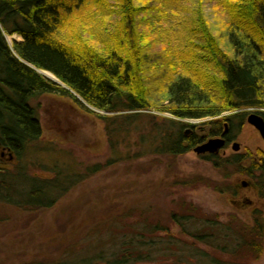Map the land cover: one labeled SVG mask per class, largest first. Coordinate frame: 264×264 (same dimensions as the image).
I'll use <instances>...</instances> for the list:
<instances>
[{
    "label": "trees",
    "instance_id": "obj_1",
    "mask_svg": "<svg viewBox=\"0 0 264 264\" xmlns=\"http://www.w3.org/2000/svg\"><path fill=\"white\" fill-rule=\"evenodd\" d=\"M207 1L224 25L228 46L205 14ZM5 32L23 40L10 46ZM154 46L159 48L156 53L151 52ZM23 61L52 72L67 88ZM53 93L102 111H133L122 117L124 129L135 124L142 111L155 107L168 113L173 118L155 120V153L185 155L216 136L225 121H244L248 112L243 110L264 108V0H0L2 204L49 208L71 185L70 174L33 177L27 166L15 164L13 170L1 164L6 160L2 148L20 163L28 146L40 140L42 125L31 101ZM257 114L264 117L263 112ZM101 117L109 120L110 147L117 159L114 131L122 127L120 117ZM194 119L206 120L207 134L186 133L187 127L196 126L183 121ZM203 158L216 161L214 155ZM256 168L264 177V168ZM260 182L264 188V180ZM151 208L133 205L97 219L88 233L99 238L93 247L100 251L84 258L87 263L189 264L186 256L205 264H258L263 254L261 217L252 226L234 219L224 222L183 199L167 211L170 225L164 227L154 223ZM171 225L178 233L171 232ZM111 244V250L103 248Z\"/></svg>",
    "mask_w": 264,
    "mask_h": 264
},
{
    "label": "rangeland",
    "instance_id": "obj_2",
    "mask_svg": "<svg viewBox=\"0 0 264 264\" xmlns=\"http://www.w3.org/2000/svg\"><path fill=\"white\" fill-rule=\"evenodd\" d=\"M203 9L216 36L224 46L227 45L224 25L212 14L208 1ZM5 35L11 46L15 41L23 40L18 34L10 35L5 32ZM158 49L154 46L151 52L156 53ZM41 75L48 81H53L44 74ZM31 104L37 109L42 136L38 142L28 146L23 161L16 163V166H27V174L33 177H53L58 172L61 177L70 174L68 184L71 185L63 194L56 195V201L49 208H20L12 203H0V264H88L84 258L100 251L94 249L96 244L93 245V240L99 244V238H91L88 233L93 228L91 225L97 219L121 213L133 205L152 206L151 218L155 224L159 223L164 227L170 225L167 211L170 212L183 199L193 202L207 214L217 215L221 221L229 222L234 219L252 226L247 215L252 204L244 203L242 206L245 207L237 212L232 198L223 190V187L235 186L236 180L240 182L246 179L239 174L236 162L216 168L193 149L179 157L155 153V145L159 140L153 132L156 129L155 120L158 117L173 118L168 113L153 107L152 110L142 111L144 114L138 116L137 122L129 123L124 129L122 117L133 114V111H102L86 104L82 106L59 93L39 95ZM91 110L96 111V114ZM243 111L248 112V116L251 113H264V108ZM235 113L227 112L220 118ZM101 116L111 119L120 117L118 120L122 127L117 128V132L114 131V138L118 143L117 159L110 147L107 130L109 120H104ZM204 121L206 120L196 119L183 122L194 124L196 133L205 135L210 127ZM234 133L235 141L242 147L240 152L246 148L264 149V140L247 120L241 131L236 130ZM143 137H146L144 142ZM118 140L122 142L119 143ZM232 145L231 143L227 147V158L234 157ZM2 161L4 168L15 169L12 159ZM97 165H101L97 172H88ZM196 177H202L203 180L192 182ZM182 180H189L190 183ZM255 183L262 187V182ZM261 191V200L253 196V193L250 199L262 205L263 211L259 217L264 220V190L260 189ZM170 227L172 233H178L176 225ZM87 243L90 244L88 247ZM76 245L79 247L74 252L67 253L69 247ZM103 248L111 250L113 246L105 245ZM184 259L189 264H205L202 260L195 261L198 260L195 258L185 256ZM257 263L264 264V250Z\"/></svg>",
    "mask_w": 264,
    "mask_h": 264
},
{
    "label": "flooded vegetation",
    "instance_id": "obj_3",
    "mask_svg": "<svg viewBox=\"0 0 264 264\" xmlns=\"http://www.w3.org/2000/svg\"><path fill=\"white\" fill-rule=\"evenodd\" d=\"M239 113H240V111L238 113L233 114V115H238ZM247 118H248V116H247ZM247 118H245L244 121H241V118H239V117L235 118L234 119V124L236 123L235 127H234V124L231 125L228 121H225L223 129L219 130L217 132V135L214 136V138H223L225 140L224 147L220 150L219 153H216V154L207 153V154H203L200 156L204 157L206 155H214L216 161L213 163L211 162V163L216 168H220L223 164L226 166L227 165H233V164H235V162L238 164L239 174L243 175L246 179L241 180L240 182H239V180H236L235 186L223 187L224 188L223 190L225 193H227V196L232 198V202L236 206L237 212H240L243 209V207H245V206H242L244 203H247L250 205L252 204L249 207V210H248L249 213L247 212L248 213L247 215L249 216L251 222L254 224V222L256 220H258V218H259L258 214L259 213L262 214L263 208H262V205L260 206L255 201L251 200L250 195L253 193V196H256L257 199L263 198L262 194H261L262 191L260 192V189L264 190V188H260L258 185H256L255 182H258V181L260 182V180H264V177H262V171L258 170L257 168L254 170V167L259 166V167L264 168V149H261V148L257 149L256 148L255 150H253V149L246 148L243 152H240L242 147L238 141H235L236 133H234V132L236 130L241 131V128H243L244 125L246 124ZM238 120H239V122H238ZM247 122H248V120H247ZM192 132H196V127L191 128V131L188 134H191ZM257 132L259 133L258 130H257ZM231 143L233 144L232 149H233L235 154H234L233 158H227L226 157V153H227L226 150H227V147L231 145ZM234 143L239 144V147L237 149L234 147ZM8 151H10V150H8ZM1 155H2V157L8 156L6 158V160L12 159V161L15 164L18 163V160L16 159V157L13 153H10L7 151H5V152L2 151ZM252 157H253L254 162H256V163H253V161L251 159ZM252 173L255 174V177L251 176ZM225 189H227V192L225 191ZM240 200L242 201L241 204H240V202H241ZM259 200H261V199H259ZM257 212H259V213H257Z\"/></svg>",
    "mask_w": 264,
    "mask_h": 264
},
{
    "label": "water",
    "instance_id": "obj_4",
    "mask_svg": "<svg viewBox=\"0 0 264 264\" xmlns=\"http://www.w3.org/2000/svg\"><path fill=\"white\" fill-rule=\"evenodd\" d=\"M11 46V45H10ZM17 56V54H16ZM26 65L34 68L38 72H40V69H37L35 66L32 64L28 63L27 61H23ZM55 83L67 88V86L62 82V81H55ZM79 98V97H78ZM80 99V98H79ZM81 100V99H80ZM82 101V100H81ZM248 122L254 126L260 133L261 137L264 140V117L257 114V113H252L248 116L247 118ZM190 130H187V133H189ZM225 145V140L223 138H210L207 141L197 145L194 147V152L198 155H203V154H216L219 153L220 150L224 147ZM234 147L237 149L239 147L238 143H234Z\"/></svg>",
    "mask_w": 264,
    "mask_h": 264
},
{
    "label": "bare ground",
    "instance_id": "obj_5",
    "mask_svg": "<svg viewBox=\"0 0 264 264\" xmlns=\"http://www.w3.org/2000/svg\"><path fill=\"white\" fill-rule=\"evenodd\" d=\"M42 74H44L46 77H48L49 79L55 80V81H59V79L50 71H46V70H40Z\"/></svg>",
    "mask_w": 264,
    "mask_h": 264
}]
</instances>
